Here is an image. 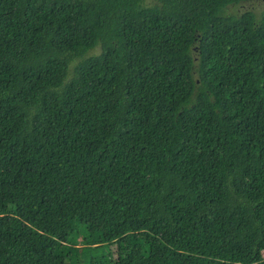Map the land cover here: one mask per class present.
Instances as JSON below:
<instances>
[{"label":"trees","instance_id":"trees-1","mask_svg":"<svg viewBox=\"0 0 264 264\" xmlns=\"http://www.w3.org/2000/svg\"><path fill=\"white\" fill-rule=\"evenodd\" d=\"M252 1L0 0V264H264Z\"/></svg>","mask_w":264,"mask_h":264},{"label":"rangeland","instance_id":"rangeland-1","mask_svg":"<svg viewBox=\"0 0 264 264\" xmlns=\"http://www.w3.org/2000/svg\"><path fill=\"white\" fill-rule=\"evenodd\" d=\"M251 9L255 12V14L258 16L260 12L263 11L264 9V0H254L249 3L241 4L236 7L229 8L227 10L228 14H239L244 10ZM95 53H98V50H94Z\"/></svg>","mask_w":264,"mask_h":264}]
</instances>
